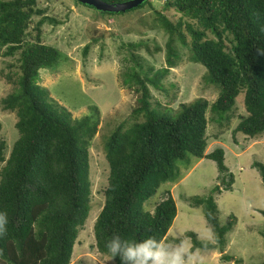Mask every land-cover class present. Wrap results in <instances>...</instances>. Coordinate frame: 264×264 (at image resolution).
<instances>
[{
	"label": "trees",
	"instance_id": "obj_1",
	"mask_svg": "<svg viewBox=\"0 0 264 264\" xmlns=\"http://www.w3.org/2000/svg\"><path fill=\"white\" fill-rule=\"evenodd\" d=\"M146 5L167 35L166 64L156 68L142 63L138 50L154 54L163 49L154 40L125 44L139 69L124 74L122 81L134 88L138 105L132 123L117 125L105 142L108 182L94 224L95 247L115 264H120L119 259L105 248L113 234L137 241L156 237L168 244L183 240L167 236L177 215L170 191L153 211L145 207L162 183L175 178L176 160L189 155L209 158L217 163L226 190L232 188L234 175L225 164V150L206 153L209 107L213 113L226 114L244 93L247 114L240 117L233 135L256 138L264 133V0H164L159 9L147 0L137 8ZM59 22L39 8L38 0H0V58L18 55L20 69L16 74L20 89L1 100L2 109L16 115L19 137L8 155L6 142L0 140V212L9 220L7 231L0 235V264H71L91 209L90 144L99 131V120L94 114L72 118L40 83L45 70L55 69L61 57L56 47L44 41L43 26ZM177 42L190 51L191 60L206 67L207 78L221 90L211 106L200 97L181 103L172 116L153 109L151 87L165 90L163 78L182 60ZM89 48L87 44L85 54ZM6 78L13 80L12 75ZM253 166L264 186V163L256 161ZM220 191L219 185L213 189V193ZM191 202L203 206L214 242L186 232L193 243L190 250L223 249L231 225L220 224L214 196L192 197ZM222 258L237 264L243 261L228 255Z\"/></svg>",
	"mask_w": 264,
	"mask_h": 264
},
{
	"label": "rangeland",
	"instance_id": "obj_2",
	"mask_svg": "<svg viewBox=\"0 0 264 264\" xmlns=\"http://www.w3.org/2000/svg\"><path fill=\"white\" fill-rule=\"evenodd\" d=\"M150 3L159 9L164 0H150ZM38 4L45 13L60 20L58 24H44L43 39L61 53L59 65L46 69L40 83L49 90L55 102L71 112L72 118L94 114L99 120V131L90 144L91 209L74 245L71 264H115L95 247L94 224L103 207L108 182L105 142L117 125L132 123V111L138 105V94L122 81L124 74L139 69L125 44L142 39L158 42L163 49L154 54L144 48L136 51L143 57L144 65L160 68L166 64L167 35L159 27L149 5L108 16L93 7L77 4L75 0H38ZM87 44L90 48L85 54ZM176 44L182 60L163 78L165 90L151 87L153 109L172 116L178 114L181 103H190L200 97L207 99L211 106L221 90L220 85L207 78L206 67L191 60L185 46ZM16 74H20L18 55L0 58V140L7 144V155L19 132L15 113L4 111L1 100L20 89ZM9 75L12 81L6 78ZM210 108L207 110L206 153L220 147L225 150V164L234 175L232 188L226 190V182L222 183L219 178L215 161L189 155L186 160H176L175 178L162 183L145 202V207L153 211L167 192H171L177 215L167 236L184 237L193 254L190 264H237L235 260L226 261L223 255L242 258V264H259L264 261V214L261 212L264 210V186L253 163H264V133L256 138L242 133L233 135L240 117L247 114L244 93L239 94L235 106L226 114L213 113ZM217 185L221 191L213 193ZM210 195L218 204L220 224L231 225L226 233V244L223 249L191 251L192 239L185 237L186 232H195L202 241L214 242V231L204 216L203 206L191 202L192 197Z\"/></svg>",
	"mask_w": 264,
	"mask_h": 264
},
{
	"label": "clouds",
	"instance_id": "obj_3",
	"mask_svg": "<svg viewBox=\"0 0 264 264\" xmlns=\"http://www.w3.org/2000/svg\"><path fill=\"white\" fill-rule=\"evenodd\" d=\"M8 216L0 212V235L7 231ZM107 252L119 259L120 264H190V253L184 240L168 244L156 237L142 240H129L113 234L105 243Z\"/></svg>",
	"mask_w": 264,
	"mask_h": 264
},
{
	"label": "water",
	"instance_id": "obj_4",
	"mask_svg": "<svg viewBox=\"0 0 264 264\" xmlns=\"http://www.w3.org/2000/svg\"><path fill=\"white\" fill-rule=\"evenodd\" d=\"M77 1L87 6L93 7L101 12L122 13V12L131 11L139 7L147 0H124L115 3H110L104 0H77Z\"/></svg>",
	"mask_w": 264,
	"mask_h": 264
}]
</instances>
